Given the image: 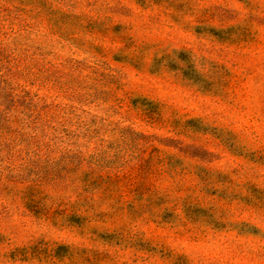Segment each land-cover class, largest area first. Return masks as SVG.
Masks as SVG:
<instances>
[{
    "label": "rangeland",
    "instance_id": "1",
    "mask_svg": "<svg viewBox=\"0 0 264 264\" xmlns=\"http://www.w3.org/2000/svg\"><path fill=\"white\" fill-rule=\"evenodd\" d=\"M0 264H264V0H0Z\"/></svg>",
    "mask_w": 264,
    "mask_h": 264
}]
</instances>
